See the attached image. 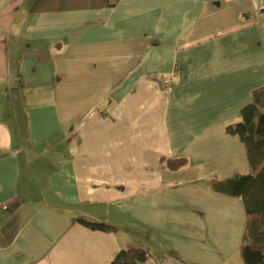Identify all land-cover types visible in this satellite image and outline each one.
Returning a JSON list of instances; mask_svg holds the SVG:
<instances>
[{
    "label": "crops",
    "instance_id": "0c3cea01",
    "mask_svg": "<svg viewBox=\"0 0 264 264\" xmlns=\"http://www.w3.org/2000/svg\"><path fill=\"white\" fill-rule=\"evenodd\" d=\"M262 10L0 0V264H243L242 200L210 180L249 171L225 126L264 85Z\"/></svg>",
    "mask_w": 264,
    "mask_h": 264
},
{
    "label": "trees",
    "instance_id": "16d2710c",
    "mask_svg": "<svg viewBox=\"0 0 264 264\" xmlns=\"http://www.w3.org/2000/svg\"><path fill=\"white\" fill-rule=\"evenodd\" d=\"M225 132L237 136L243 143L249 171L224 179L213 178L210 187L216 193L242 200L245 213L239 247L242 262L264 264V85L252 91L251 102L242 107L237 122L225 126ZM81 222L93 229H115L102 223ZM150 259L142 248L121 249L112 264H145Z\"/></svg>",
    "mask_w": 264,
    "mask_h": 264
},
{
    "label": "built area",
    "instance_id": "2783aa9c",
    "mask_svg": "<svg viewBox=\"0 0 264 264\" xmlns=\"http://www.w3.org/2000/svg\"><path fill=\"white\" fill-rule=\"evenodd\" d=\"M257 17L263 18L264 19V10L257 12ZM161 87L163 88V90L165 92H168L170 90L171 87V81L167 78H162L161 79ZM145 264H196V263H191L188 261H184V260H180L178 258L175 257H171V256H166L161 258L158 261H154L152 259L147 260Z\"/></svg>",
    "mask_w": 264,
    "mask_h": 264
},
{
    "label": "rangeland",
    "instance_id": "374dc122",
    "mask_svg": "<svg viewBox=\"0 0 264 264\" xmlns=\"http://www.w3.org/2000/svg\"><path fill=\"white\" fill-rule=\"evenodd\" d=\"M244 230V228L242 229V231ZM242 234H243V232H241V231H238L237 232V235H238V246H237V252H238V255H239V257H241L240 256V252H239V247H240V242H241V238H242ZM189 262V261H188ZM191 263H194V262H191ZM197 264V263H196Z\"/></svg>",
    "mask_w": 264,
    "mask_h": 264
}]
</instances>
